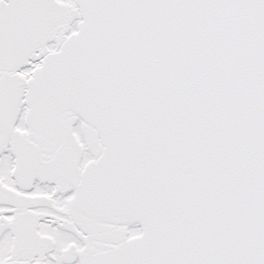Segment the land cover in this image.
Instances as JSON below:
<instances>
[{
  "label": "snow or ice",
  "instance_id": "obj_1",
  "mask_svg": "<svg viewBox=\"0 0 264 264\" xmlns=\"http://www.w3.org/2000/svg\"><path fill=\"white\" fill-rule=\"evenodd\" d=\"M0 264H264V0H0Z\"/></svg>",
  "mask_w": 264,
  "mask_h": 264
}]
</instances>
